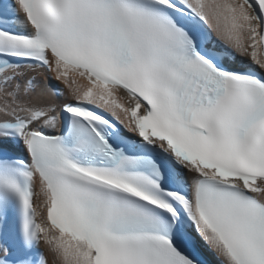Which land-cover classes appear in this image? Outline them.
Wrapping results in <instances>:
<instances>
[{
	"label": "snow or ice",
	"instance_id": "1",
	"mask_svg": "<svg viewBox=\"0 0 264 264\" xmlns=\"http://www.w3.org/2000/svg\"><path fill=\"white\" fill-rule=\"evenodd\" d=\"M49 256L264 264V0H0V264Z\"/></svg>",
	"mask_w": 264,
	"mask_h": 264
},
{
	"label": "bare ground",
	"instance_id": "2",
	"mask_svg": "<svg viewBox=\"0 0 264 264\" xmlns=\"http://www.w3.org/2000/svg\"><path fill=\"white\" fill-rule=\"evenodd\" d=\"M57 102H60V101H57ZM45 255H48V254L45 252ZM49 264H51V262H49Z\"/></svg>",
	"mask_w": 264,
	"mask_h": 264
}]
</instances>
